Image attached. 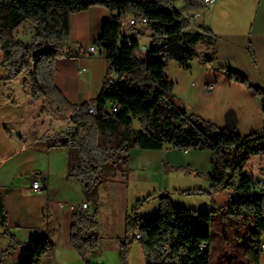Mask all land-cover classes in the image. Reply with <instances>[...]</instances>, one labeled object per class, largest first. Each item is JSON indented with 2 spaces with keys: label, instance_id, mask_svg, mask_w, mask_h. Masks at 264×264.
<instances>
[{
  "label": "trees",
  "instance_id": "obj_1",
  "mask_svg": "<svg viewBox=\"0 0 264 264\" xmlns=\"http://www.w3.org/2000/svg\"><path fill=\"white\" fill-rule=\"evenodd\" d=\"M188 11H180L174 0H0V46L2 65L8 76L5 81L24 77L23 86L30 90L33 102L45 101L50 115L60 123H74L75 135L53 134L45 140H57L70 153L67 179L79 181L88 199L97 200V190L104 181L105 168L124 171L132 149L161 150L171 146L184 151H210L212 170L208 174L210 190L188 191V195L236 192V198L221 208L224 220L251 219L255 224L250 258L259 264L264 236V188L257 189L254 177L244 172L253 157H264V127L248 136L236 131L235 112L226 114L223 127L202 119L184 107L173 94V83L166 74L172 61L188 69L191 62L210 65L213 56L203 57L194 50L199 43L214 46L209 30L190 33V13H200L205 0H181ZM94 6L112 12L104 21L98 46L107 53L108 71L117 72L118 79H107L97 99L98 114H89L92 103L73 105L56 86L57 63L67 54L72 14ZM124 18L136 22L147 19L144 26L152 35V46L144 58L138 57L140 44L121 41ZM35 27L31 43L16 38L26 25ZM230 80L244 85L261 103L264 113V90L253 86L248 78L236 71H227ZM120 111L107 114L110 106ZM137 121L139 129L133 128ZM84 132L81 133V130ZM72 143L69 144L68 141ZM153 196L137 202L126 219V234L120 240L121 264H129V249L139 242L146 264H211V228L214 210L197 211L177 207L169 197H162L160 210L150 218L138 210ZM1 223L11 238L4 256L17 246L8 230V217L0 195ZM98 212L72 214L71 244L86 260L100 249ZM137 234L142 239H137ZM51 243L45 236L28 243L29 254L19 264H39ZM260 246V248H259Z\"/></svg>",
  "mask_w": 264,
  "mask_h": 264
},
{
  "label": "crops",
  "instance_id": "obj_2",
  "mask_svg": "<svg viewBox=\"0 0 264 264\" xmlns=\"http://www.w3.org/2000/svg\"><path fill=\"white\" fill-rule=\"evenodd\" d=\"M111 16L112 12L103 6L70 16L67 54L56 65L55 83L73 105L94 102L107 79H118L117 72L109 74L107 53L98 46L104 21ZM129 20L124 18L126 25ZM203 29L209 30L215 44L202 42L194 50L203 57L213 56L214 61L210 65L194 61L188 69L176 61L170 62L166 74L173 83V94L184 107L217 127H223L226 114L233 111L239 135L260 131L264 127L260 101L244 85L230 80L226 72L241 73L253 86L264 90V0H217L191 19L188 32L201 33ZM123 35L134 39L127 33ZM140 35L146 36L147 32ZM152 43L153 40L144 44L139 40L140 50L146 52ZM92 46L97 47L95 54L89 51ZM15 81L0 83V195L7 212L8 230L17 246L13 253L4 256L12 241L5 233L0 214V264H19L29 254V241L41 236L47 237L51 245L39 264H121L120 240L125 237L126 219L135 203L143 196L156 194V188L162 190L166 176L172 171L170 168H188L203 174L212 170L209 151L185 153L171 146L161 150L136 148L130 151L124 171L111 166L105 168L97 200L88 199L81 182L67 179L69 149L57 140L44 139L53 134L40 137V133L35 134L38 102L34 105L30 100L31 109L20 110ZM25 122L29 126H22ZM255 163L261 174L255 180L264 183V158H252L244 172L254 171ZM178 175L180 180L182 176ZM37 177L45 185L42 191L33 189ZM201 186L208 189L210 183L206 181ZM224 194L227 192L220 195ZM234 199L229 196L223 205ZM151 200L154 204L150 210L155 211L149 213L147 208L141 214L143 218H150L160 210L155 197ZM83 204L88 205L87 209H82ZM95 211L100 249L84 260L71 244L72 214ZM247 259V264H254L250 257ZM129 264H146L141 246L135 243L129 249ZM259 264H264V249L259 254Z\"/></svg>",
  "mask_w": 264,
  "mask_h": 264
},
{
  "label": "rangeland",
  "instance_id": "obj_3",
  "mask_svg": "<svg viewBox=\"0 0 264 264\" xmlns=\"http://www.w3.org/2000/svg\"><path fill=\"white\" fill-rule=\"evenodd\" d=\"M146 31L147 35L142 36L140 35V32ZM150 30L146 29V26L144 25H137V26H131V25H122V33L123 34H129L135 39L140 40L143 44L147 41L152 40V36L150 37L149 33ZM35 34V27L26 24L24 25L18 33H16V38L22 41H25L26 43H31L32 38ZM138 56L140 58L145 57V51H139ZM4 60V55L1 50L0 46V83L3 80V78L8 76V71L6 67L2 65ZM24 77H21L20 80L15 81V97L18 98L20 110H30L31 106L28 102L32 100L30 96V90L26 89L23 86ZM3 83V82H2ZM28 97V98H27ZM29 99V100H28ZM36 102H34V105ZM36 113L38 114V120L36 121V127L35 134H39V137L43 134H64L66 133L67 128L72 123H65L62 124L55 120L50 113L48 112V105L45 101L38 102ZM33 109V108H32ZM28 125V122H25V124L22 126ZM29 126V125H28ZM32 126V123L31 125ZM134 129H139L140 125L137 121L133 123ZM33 130V129H32ZM34 130L31 131V134H33ZM210 152V151H209ZM256 159V157H253ZM257 158H264V157H257ZM251 161V160H250ZM258 165L255 163L254 165V171H249V176L253 175L255 179L259 177L260 171L258 169ZM172 171H170V174H168L165 178V186H162V190L159 188H156V194H152L151 196L155 197L156 202L158 204L161 203L162 197H169L171 201H173L176 205L183 206V208L187 209H193L191 207H199L197 211L201 212L204 211L207 207L206 211L214 210L215 213L213 214V223L211 228V235H212V245H211V264H247V258L250 257V246L254 243L251 242V240L254 239L253 233L255 232V224L254 222L244 219H233L230 218L229 220H224V217L221 212V208L225 207L226 205H223L226 202V198L232 197L234 199L236 192L233 190L230 191H219L212 194H197V195H188L186 192L188 191H196V190H204L209 191L210 187L203 188L201 186L206 181L209 183L208 180V174H203L199 171H194L192 169H181V168H170ZM181 174V179L179 180V177ZM164 185V183H163ZM160 187V186H158ZM201 188V189H200ZM132 189V188H131ZM142 189V188H141ZM140 189V190H141ZM166 189V191L164 190ZM151 190V188H149ZM135 192V189L133 190ZM153 190H151V193ZM227 192V195H220L222 193ZM219 196V197H218ZM226 196V197H225ZM237 196V194H236ZM146 199L147 196H143ZM141 199V200H143ZM152 200H150L147 204L143 205L138 210V215L142 217L141 214H144V211L154 204L150 203ZM217 201L218 203H214ZM154 202V201H153ZM137 205V202L131 209L130 213L134 209V207ZM223 205V206H220ZM161 206V205H160ZM196 210V209H194ZM155 211V210H154ZM153 211V212H154ZM152 210H150L149 213H153ZM136 246H140L139 242H135Z\"/></svg>",
  "mask_w": 264,
  "mask_h": 264
},
{
  "label": "built area",
  "instance_id": "obj_4",
  "mask_svg": "<svg viewBox=\"0 0 264 264\" xmlns=\"http://www.w3.org/2000/svg\"><path fill=\"white\" fill-rule=\"evenodd\" d=\"M180 2H182V1H181V0H174V5L176 6V4H178V3H180ZM216 2H217V0H205V1H204V3L206 4L207 7H209V6L213 5V4H215ZM176 8H177L178 10H180V11H184V12H187V11H188V6H187L185 3H182V5H181L180 7H177V6H176ZM198 14H199V13H196V12H193V13L191 12V13H190V15H191L192 18L197 17ZM147 23H148L147 19H142V20L139 21V22H136L134 19H130V20L128 21V24L131 25V26H137V25H139V24H141V25H146ZM123 24H125L124 21L122 22V25H123ZM121 41H122L123 43L127 42V43L131 44V40H130V38H128V37H121ZM89 51H90L91 54H95V53L97 52V47H96V46H92V47L90 48ZM211 89H212V87H211ZM120 109H121V108H120V106H118V105L110 106V107L107 109V114H110V115L115 114V113L119 112ZM88 112H89V114H92V115H96V114H98V108H97V105H96L95 103H92V104L89 106ZM77 130H78L77 125L74 124V123H72V124L67 128V130H66V134H68V135H75L76 132H77ZM83 132H84V129L81 130V133H83ZM68 143L71 144L72 141L69 140ZM187 152H188V151H185V153H187ZM32 186H33V189L36 190V191H42L43 188L45 187V185L43 184V181H42V179H41L40 177L35 178V180L33 181ZM263 188H264V183L259 181V182L257 183V189H258V190H263ZM87 207H88L87 204H83V205H82V209H83V210L87 209ZM137 239H138V240L142 239V235H141V234H137ZM262 249H264V244H262Z\"/></svg>",
  "mask_w": 264,
  "mask_h": 264
},
{
  "label": "water",
  "instance_id": "obj_5",
  "mask_svg": "<svg viewBox=\"0 0 264 264\" xmlns=\"http://www.w3.org/2000/svg\"><path fill=\"white\" fill-rule=\"evenodd\" d=\"M191 112H192V110H190V109H189V110H187V113H188V114H190Z\"/></svg>",
  "mask_w": 264,
  "mask_h": 264
}]
</instances>
